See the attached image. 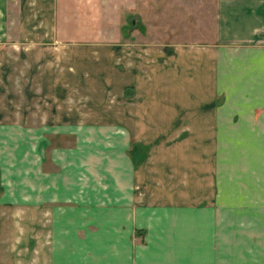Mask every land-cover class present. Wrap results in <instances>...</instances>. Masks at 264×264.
<instances>
[{
	"label": "crops",
	"instance_id": "crops-1",
	"mask_svg": "<svg viewBox=\"0 0 264 264\" xmlns=\"http://www.w3.org/2000/svg\"><path fill=\"white\" fill-rule=\"evenodd\" d=\"M208 1L203 11L207 0L197 3L211 15L209 32L198 29L204 40L156 58L145 90L136 79L124 83L133 91L122 100L129 105H120L116 123L102 124L107 147L95 153L101 189L66 183L61 169L71 158L62 148L23 154L34 164L23 173L18 149L9 152L0 210L36 220L48 264H63V251L65 264H81L82 255V264H264V0ZM45 123L36 132H60ZM30 126L1 125L0 146L14 142L2 135L17 132L28 152ZM94 127L68 131L94 134ZM141 128L157 136L143 138L148 158L135 166L120 134ZM76 153L85 163L93 155ZM113 174L117 188L105 180Z\"/></svg>",
	"mask_w": 264,
	"mask_h": 264
},
{
	"label": "rangeland",
	"instance_id": "rangeland-1",
	"mask_svg": "<svg viewBox=\"0 0 264 264\" xmlns=\"http://www.w3.org/2000/svg\"><path fill=\"white\" fill-rule=\"evenodd\" d=\"M197 3L198 0H6L5 34L0 40V126L29 124L35 133L29 135L30 140L35 143L23 153L22 134L2 135L14 137V142H1L0 150L7 147L8 151L3 155L0 152V194L1 186L8 184L5 177L12 169L9 152L13 147L18 149L19 173L34 167L26 162L36 150L42 156L51 146H57L71 158L61 169L68 185L79 191L101 189L95 153L107 147L101 141L109 133L102 132V124L116 123L120 105H129L122 100L133 91L124 83L136 79L140 89L145 90L148 86L143 81L149 78L150 65L156 58L169 54L174 46L204 40L198 38V29L204 35L209 32L211 15L208 11L199 13ZM205 3L201 11L206 5L209 9V1ZM39 122H56L59 126L53 128L60 132L39 134ZM91 123L95 125L94 134L68 131L84 129L80 127ZM120 135L135 166L148 158L151 143L144 139L157 136L146 133L145 128L136 134ZM83 148L89 154L93 152L86 163L75 156ZM23 154H27V160ZM6 155L8 158H4ZM48 167L53 171L52 165ZM105 180L107 185L116 182L113 187L117 188L116 175L105 176ZM26 212L0 210V264H48L44 259L46 241L38 233L36 220L27 222ZM62 233L67 235V231ZM82 249L85 253L86 247ZM61 256L63 264L70 257L64 251ZM80 260L82 264L85 256Z\"/></svg>",
	"mask_w": 264,
	"mask_h": 264
}]
</instances>
